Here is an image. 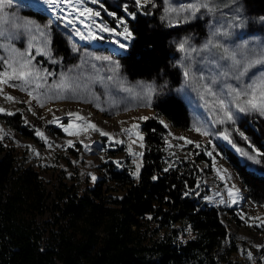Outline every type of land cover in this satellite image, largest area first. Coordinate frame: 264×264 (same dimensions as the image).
<instances>
[{"label":"rangeland","instance_id":"374dc122","mask_svg":"<svg viewBox=\"0 0 264 264\" xmlns=\"http://www.w3.org/2000/svg\"><path fill=\"white\" fill-rule=\"evenodd\" d=\"M71 2L81 11L90 8L100 15L89 16L85 13L80 16L75 9L66 4H60L56 11H52L43 0H0V4H3V7H0L2 33L0 72L7 70L5 60L21 61L29 58V53L34 67L40 70V77L27 83L9 81V84H17V87L0 84L3 93L15 97V102H12L0 94V107L14 114L20 113L23 126L33 131L35 136V138L26 136L2 118L12 115L0 113V137L5 144L15 148L16 168L33 167L51 189L59 186L61 182L67 184L78 182L82 188L93 186L96 182H92L91 175H95L97 180L105 177L107 165L115 170L124 171L137 180L133 175L136 170L133 160H139L142 164V158L132 155L128 147L131 143L133 153L144 151L145 137L142 124L145 120L138 118L154 116L155 99L168 93H175L186 103L191 124L186 129L177 128L166 117H160L167 125L164 126L167 130L165 168L178 166L184 170L197 169L194 172L195 185L187 189L189 193L187 196L194 200L198 207L219 209L220 221L228 232V238L220 251L225 258L233 264H264V226H261L264 221V204H256L250 199L247 189L222 151L225 148L231 149L251 169L264 174L261 157H258L260 163L257 164L236 151V148H241L252 155L253 148L258 149L240 124L243 122L254 127L256 122L264 120V116L255 112L239 113L234 105L230 104L235 122L228 121L215 104V98L206 94L201 86L215 80L213 90L226 102L231 101L226 86L242 87L248 82V76L256 69H252L242 81H236L232 78L231 62L219 59L223 55L221 50L211 46L205 49V45L209 42L220 43L230 50H239L246 46L245 53L248 49L259 50L264 46V16L247 14L242 0H163L161 4L156 0H150L143 8L138 7L135 0H98L97 3H93L92 0H71ZM193 3L208 4L209 8L201 7L194 16L183 11V6ZM125 6L128 12L135 13L136 17L137 11L142 10L154 15L158 10V18L167 27L201 21L200 27L191 33L176 37L172 42L173 63L182 71V80L178 86L171 87L166 79L159 82L131 80L123 72L120 56L126 54L129 48L120 49L115 41L120 40L124 43L123 37L112 32H101L99 26L104 25L120 32L123 27L120 21L123 19L131 28L133 20L128 12L124 11ZM22 10L38 12L45 20L41 22L33 16L24 15ZM66 15L69 20L77 16L79 19L69 24L63 19ZM26 21H32L33 24L24 27ZM89 25L97 38L81 40L75 30L80 29L88 35ZM202 29L203 34L200 32ZM54 34L67 39L71 55L75 57L74 61L65 62L55 56ZM185 41L186 51H180L178 45ZM41 49L46 54H41ZM237 54L239 58L240 52ZM185 69L190 70L192 76L196 78L202 75L203 81L186 78L183 75ZM110 76L111 80L108 79ZM22 88L25 90H21ZM28 92H32V96H29ZM41 103L43 107L40 106ZM69 112L78 113L87 120H80L75 115L69 116ZM53 120L56 122H49ZM221 120L224 122L220 123ZM88 122L94 123L103 132L109 133V136L94 131ZM133 124L137 125V128L132 129ZM65 127L78 135H69L64 131ZM196 128L206 130L210 135H201ZM124 129H132L131 140ZM37 131L42 132L46 139L37 135ZM136 132L143 136V147L140 146L141 141L135 135ZM225 133L229 134L232 144L223 139ZM178 137L186 139L181 140ZM244 137H247V140ZM132 140L137 142L132 143ZM187 140L194 143L189 144ZM69 141H72L71 145ZM196 143L201 147L197 148ZM208 152H212V156H209ZM217 169L221 171L218 173ZM236 182H239L241 189L236 197L237 203L232 204L228 189ZM108 184L114 188L111 191L113 196L123 194L115 181L109 180ZM241 198L243 200L239 203ZM144 223L155 226V223L147 219ZM173 227H182L179 236L182 241L194 237L185 222H179ZM171 228L161 230L156 236L171 234ZM228 250L233 252L228 253ZM248 252L252 253L251 258L247 255Z\"/></svg>","mask_w":264,"mask_h":264},{"label":"trees","instance_id":"16d2710c","mask_svg":"<svg viewBox=\"0 0 264 264\" xmlns=\"http://www.w3.org/2000/svg\"><path fill=\"white\" fill-rule=\"evenodd\" d=\"M242 1L247 14L264 16V0ZM22 13L45 20L33 10ZM200 23L167 27L158 18V10L152 17L137 11L131 22L135 40L120 56L123 72L131 80L166 79L171 87L178 86L182 71L173 63L172 42L193 32ZM200 32L203 34V29ZM53 49L63 61L75 60L63 36L54 34ZM153 108L155 115L142 124L145 145L137 180L107 165L105 177L93 186L61 182L51 189L33 167L17 169L15 148L0 138V264H233L220 252L228 232L220 221L219 209L198 207L184 195L194 187L197 169L177 166L164 171L167 130L160 117L177 128H189L186 103L168 93L157 97ZM2 118L35 138L34 132L23 126L20 113ZM240 126L264 153V120L254 127L243 122ZM222 151L250 199L263 205L264 174L251 169L231 149ZM261 163L264 165V156ZM109 180L115 181L123 194L113 196ZM145 219L155 226L145 225ZM179 222H185L194 237L180 240L182 227H173ZM169 228L171 234L156 236Z\"/></svg>","mask_w":264,"mask_h":264},{"label":"snow or ice","instance_id":"6c2138e0","mask_svg":"<svg viewBox=\"0 0 264 264\" xmlns=\"http://www.w3.org/2000/svg\"><path fill=\"white\" fill-rule=\"evenodd\" d=\"M92 2L97 3L98 0H92ZM149 2L150 0H135L136 5L141 8H143ZM43 3L50 6L52 11H56L57 7L60 4H66L70 8L75 9V11H77L80 16L85 15V13L89 14V16L91 15L99 16L100 15L99 12H93V10L90 8H84L81 11L80 8L76 7V5L71 2V0H43ZM36 6H38V4ZM0 7H3V4H0ZM201 7H204L207 9L209 8V5L208 4L198 5L195 3L188 4V5L183 6V11L188 12L190 15L194 16L196 12L200 11ZM124 11L128 12L127 6L124 7ZM69 15H71V13H69ZM128 15L131 17L132 20L136 19L135 13L128 12ZM59 18L60 17L58 16L57 19ZM63 19L67 20L69 24H73L75 19H79V16L75 17L72 20H69L68 16L66 15L63 17ZM120 23L123 26L122 31L120 32H116L114 29H109L108 27L104 25H100L99 30L101 32H112L116 36H122L125 42L122 43L120 40H116L115 43L119 46L120 49L127 50L129 47L132 46L131 42L135 40L134 31L128 27V22L126 20L122 19ZM32 24H33L32 21H26L24 23V27H29ZM87 27L89 28L88 35H85V33L80 31V29L75 30L76 35L79 36L81 40L96 39L97 38L96 35L91 32V26L89 25ZM0 35H2V33H0ZM222 35H227V33H222ZM99 38L102 39L103 37H99ZM186 44H187V41H185L184 43H180L178 45L179 50L186 51ZM209 46L221 50L223 55L220 56L219 59H226L231 62L232 78L235 79L236 81H242V78L248 75V73L252 69H256V71L252 72L251 76H248V82L246 84H243L242 87L232 86V85L226 86L227 94L229 97L232 98L230 102H226L224 98H221L220 96H218L217 92L213 90L212 85L216 82L215 80H210L208 83L201 85L206 94L215 98V104L218 105L219 110L223 112V115L226 118V120L232 121L233 123L235 122L234 117H233V112L230 108V104L234 105L235 109L239 113L255 112V113L260 114L261 116H264V46H261L259 50L248 49L247 53L244 52V48H246V46H243L239 50H230L229 48L225 47L223 44H220V43L212 44V42H209L208 45H205V49H208ZM189 50L196 51V49H189ZM238 51L240 52L239 58L237 54ZM41 54H46L43 49H41ZM28 56L29 58L22 59L21 61L5 60L4 63L7 65V70L0 72V84H9V81H20V82L27 83L28 81L32 79H38L40 77V70L34 67L32 63V59L30 58L31 53H29ZM183 75L190 80L198 79L199 81H203L204 79L202 75L199 78L192 76L190 70L188 69H185ZM225 75H227V73H225ZM108 79L111 80L112 77L110 76L108 77ZM9 86L17 87V84L13 83V84H9ZM21 90H25V89L22 88ZM0 94H3L6 100L15 102V97L8 95L6 93H3L2 89H0ZM28 95L32 96V92H28ZM33 98L35 99V97ZM57 98H63V97H57ZM28 103H30V101ZM40 106L43 107L44 106L43 103H41ZM0 113H5L7 115L14 114L12 112L7 111L3 107H0ZM68 115L69 116L75 115L80 120H85V121L87 120V118L85 117H80L78 113L69 112ZM138 119L146 121L149 119V117L141 116ZM49 122L55 123L56 121L53 120ZM223 122L224 120L220 121V123H223ZM160 123L163 124L165 127H167V125L165 124L163 120H160ZM88 124H89V127L93 129L94 131L100 132L101 135L109 136V133L103 132L94 123L88 122ZM135 128H137V125L133 124L132 129H135ZM132 129H124V131L128 133L130 140L132 139V135H133ZM195 130L197 132H200L201 135H204V136L210 135L208 131L202 130L201 128H196ZM64 131L68 132L69 135H78V133L70 132L68 127H65ZM37 135L41 136L42 139H46V137H44L42 132L37 131ZM135 135L138 136L139 141H141L140 146L143 147V143H142L143 136L140 135L138 132H136ZM241 136H243V133H241ZM178 139L185 140L186 138L178 137ZM223 139L227 140L230 144H232L229 134L225 133L223 135ZM244 139L247 140V137H244ZM136 142H137L136 140H132V143H136ZM186 142L189 144L194 143L191 140H187ZM68 143L71 145L72 141H69ZM117 143H123V141H117ZM232 146L234 148L236 147L235 144H233ZM85 147H87V145H85ZM196 147L199 148L201 147V145L199 143H196ZM212 147L213 149H215V145H213ZM128 150L134 156H138L141 158L143 157V152H140V153L132 152L131 143L129 144ZM236 151L239 152L241 156L247 157L249 160H252L257 164L260 163V160L258 159V157L264 156V153L260 152L259 149H255V148H253L252 155H250L249 152L241 148H236ZM36 154L39 155V153H36ZM207 154L209 156H212V152H208ZM133 163L136 164V170L133 173V175L136 176V178L138 179L142 164L139 162V160H133ZM164 171H168V169L165 168ZM217 171L219 173L221 170L217 169ZM224 171L225 173L227 172V170H224ZM223 178L224 177L222 176L221 179ZM153 179L155 180L157 179V177L154 176ZM91 180L93 183H95L97 180V177L95 175H91ZM198 186L199 185H197V187ZM239 191L240 190L237 189L235 185H232V187L228 189V196L232 197V204L237 203L236 197L239 194ZM188 194L189 193L187 192L184 193V195H188ZM223 202L224 201H221V203ZM148 218L151 219V217H148ZM241 218L243 219V216ZM250 219H258V218H250ZM261 226H264V221H262ZM189 231H190V228H189ZM257 247H261V246H257ZM242 254H243V250H242ZM247 255L249 256V258H251L252 253L248 252Z\"/></svg>","mask_w":264,"mask_h":264},{"label":"water","instance_id":"95a60500","mask_svg":"<svg viewBox=\"0 0 264 264\" xmlns=\"http://www.w3.org/2000/svg\"><path fill=\"white\" fill-rule=\"evenodd\" d=\"M139 13H140V15H142V16H144V17H147V16L152 17V16H153L152 13H145V12H143L142 10L139 11Z\"/></svg>","mask_w":264,"mask_h":264},{"label":"bare ground","instance_id":"6f19581e","mask_svg":"<svg viewBox=\"0 0 264 264\" xmlns=\"http://www.w3.org/2000/svg\"><path fill=\"white\" fill-rule=\"evenodd\" d=\"M235 185H236V187H237L238 189H241V186H240L239 182H236ZM242 197H243V196H242ZM242 200H243V199L241 198V200L239 201V203L242 202Z\"/></svg>","mask_w":264,"mask_h":264}]
</instances>
